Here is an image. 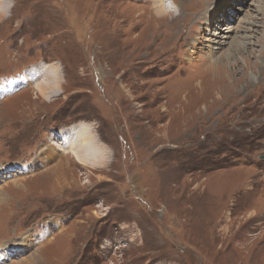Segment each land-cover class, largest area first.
<instances>
[{
	"label": "rangeland",
	"instance_id": "obj_1",
	"mask_svg": "<svg viewBox=\"0 0 264 264\" xmlns=\"http://www.w3.org/2000/svg\"><path fill=\"white\" fill-rule=\"evenodd\" d=\"M6 1L0 264H264V0Z\"/></svg>",
	"mask_w": 264,
	"mask_h": 264
},
{
	"label": "bare ground",
	"instance_id": "obj_2",
	"mask_svg": "<svg viewBox=\"0 0 264 264\" xmlns=\"http://www.w3.org/2000/svg\"><path fill=\"white\" fill-rule=\"evenodd\" d=\"M152 1V3H153V5H152V10L154 11V13H156L157 15L159 14L160 16H162V15H166V14H174V11H170V6H167L166 4V0H151ZM182 1V0H181ZM181 1L180 2H178L177 0H174V4L175 3H177V7L179 8L180 7V3H181ZM255 1V0H254ZM0 2H2V3H0V6H2V7H0V9H3L4 7H6L7 5H9L10 3L8 2V1H6V0H0ZM259 4V3H258ZM255 5H257V4H255ZM154 8H155V10H154ZM200 8H197L196 9V11L193 13L194 15L192 16V17H190L191 18V23L192 24H194V22H195V20L196 19H200L201 21H203L205 24H207V25H209L210 23H212L214 20L213 19H211L209 16H207L206 17V14H203V13H199V14H197L196 12H197V10H199ZM206 9V8H205ZM174 10V9H173ZM189 10H191V9H189ZM207 10H209V9H207ZM260 10V9H259ZM261 11V10H260ZM204 12L206 13V10H204ZM262 12L264 13V8L262 9ZM209 13L210 12H208V14L207 15H209ZM262 14V13H261ZM2 16V14H0V17ZM148 16V15H147ZM196 16V17H195ZM263 16V15H262ZM173 17H174V15H173ZM180 17V15H176V18H179ZM194 17H195V19H194ZM189 18V19H190ZM159 19H161V18H159ZM167 19V18H166ZM255 19V18H254ZM182 20V19H181ZM186 20V19H185ZM256 20V19H255ZM179 22V21H178ZM155 24V23H154ZM158 23H156V25H157ZM173 24H174V22H173ZM183 24V23H182ZM255 24V23H254ZM257 24V23H256ZM186 25V24H185ZM249 26H252V23H249ZM158 27H159V25H158ZM154 28H155V25H154ZM232 28H233V26L232 27H229V31L231 32V30H232ZM235 28V30H236V27H234ZM164 29V28H163ZM163 29H162V31H163ZM169 29V28H168ZM167 30V29H166ZM184 30H186V31H188V26H185L184 27ZM246 31V30H249V28L248 27H242V31ZM165 31V30H164ZM253 31V30H252ZM235 32V31H234ZM118 33V32H117ZM157 33H158V31H157ZM168 33V32H167ZM154 35V34H153ZM165 35V34H164ZM259 35V34H258ZM113 36V35H112ZM160 36V35H159ZM262 36V35H261ZM116 37V36H115ZM158 37V36H157ZM223 37V36H222ZM246 36H243V38H245ZM193 38L194 37H191V38H187V37H183V41H184V44H188V43H190V41L191 40H193ZM264 38V37H263ZM156 40V39H155ZM242 41V40H241ZM234 42V41H233ZM260 42V41H259ZM233 44V43H232ZM247 44V43H246ZM245 44V42L243 41V42H239L237 45L235 44V45H233L229 50H228V52H225L220 58H219V60L218 61H220L221 62V65H222V67L224 68V69H222V75H221V78H220V82L221 81H228L229 83H230V81H231V78H230V75H229V73L227 72V70L225 69V66L222 64V62L223 61H226V60H228V63H229V61H231V58H233V56L232 55H234V57L236 56L237 57V59H242L241 61H242V66L241 67H239V66H237L236 67V69H235V71H234V73L235 74H237V75H239V79H241L242 81H244V82H246L247 80H248V77H247V75H248V69L249 68H255L256 70H255V72H259V69L257 70V63L256 62H254V63H252V64H250L249 62H248V60H246V59H243L242 57V54H246L247 52H248V50H247V48H246V45ZM263 48H264V42L261 44V47H260V51H259V55H260V57H262V62H261V72L263 73V70H264V51H263ZM255 49V48H254ZM250 51V53L248 54V55H252V53L254 52L253 51V49L252 50H249ZM224 59V60H223ZM214 62V61H213ZM213 62H211V61H208V60H206L205 61V66H208V67H210L212 64H213ZM212 69H214V66L211 68V70ZM251 73H254V72H251ZM49 79V78H48ZM46 80V79H45ZM237 80H238V78H237ZM249 81V83L248 84H250V83H252V81L251 80H248ZM52 82V81H51ZM222 83V82H221ZM226 83V82H225ZM241 83V82H240ZM42 85L43 86H48V85H50L51 86V84L49 83V81H48V83L47 82H44V83H41L39 86H37V87H42ZM217 86V85H216ZM225 86H226V84H225ZM218 90V91H217ZM216 91V93H217V95L216 96H218L219 97V95H220V93L222 92V91H224L225 92V90H229L227 87L225 88H223V86H219L218 87V89H217ZM262 91H264V90H262ZM261 91V92H262ZM223 93V92H222ZM250 94H251V92H249ZM248 93V94H249ZM263 93V92H262ZM257 94V93H256ZM259 95V94H258ZM248 97V96H247ZM260 98H262L261 96H260ZM37 100H38V98H37ZM76 129H77V127H76ZM76 133V132H75ZM76 134H78V133H76ZM76 134L75 135H73V139H75L76 138ZM78 137V136H77ZM78 140V139H77ZM56 143H57V141H55ZM64 142V141H63ZM63 142H61V144L63 143ZM59 144V143H58ZM64 145H65V143H64ZM63 145V146H64ZM77 146H75V145H72V144H70L69 145V149H70V151H71V153L73 154V156H77L78 158H82L80 155H79V149L77 148L78 147V144H76ZM81 145V144H80ZM87 145V144H86ZM66 146V145H65ZM82 146V145H81ZM89 145H87V147H88ZM82 147H84V146H82ZM83 150H84V148H82ZM87 150H88V148H87ZM86 152V151H85ZM60 166V165H59ZM52 169V168H51ZM51 169H47L46 171H44L45 173L46 172H48V171H50ZM55 169V168H54ZM54 181V180H53ZM52 184V183H51ZM37 261V258H36V260L34 261L33 260V263H35ZM38 262V261H37ZM42 264H43V262H42Z\"/></svg>",
	"mask_w": 264,
	"mask_h": 264
},
{
	"label": "clouds",
	"instance_id": "obj_3",
	"mask_svg": "<svg viewBox=\"0 0 264 264\" xmlns=\"http://www.w3.org/2000/svg\"><path fill=\"white\" fill-rule=\"evenodd\" d=\"M10 8H11V4L7 5L3 9H0V14H2L3 17H7L8 15H10V11H9Z\"/></svg>",
	"mask_w": 264,
	"mask_h": 264
}]
</instances>
